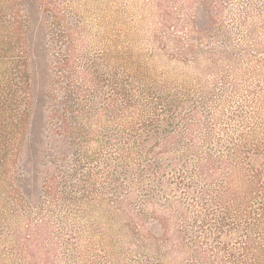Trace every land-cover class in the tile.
Returning <instances> with one entry per match:
<instances>
[{"label": "trees", "instance_id": "obj_1", "mask_svg": "<svg viewBox=\"0 0 264 264\" xmlns=\"http://www.w3.org/2000/svg\"><path fill=\"white\" fill-rule=\"evenodd\" d=\"M228 5L209 2L210 23L200 34L219 49L207 70L240 61L224 19ZM24 17L10 29V44L18 45L11 54L18 52L12 65L19 150L32 104ZM44 19L50 143L39 202L29 205L18 194V211L0 212V231L3 220L25 223L26 235L18 233L12 248L30 251L29 264H55L49 257L59 251L68 264H264V137L257 128H247L240 113L230 122L241 124L229 127L201 118L207 99L174 95L141 61L122 64L128 62L113 47L81 49L60 12ZM236 21L245 51L250 43L264 47V9L257 16L251 5ZM191 54L197 66L206 56L194 49L176 55L185 64ZM153 223L161 233L147 228Z\"/></svg>", "mask_w": 264, "mask_h": 264}, {"label": "rangeland", "instance_id": "obj_2", "mask_svg": "<svg viewBox=\"0 0 264 264\" xmlns=\"http://www.w3.org/2000/svg\"><path fill=\"white\" fill-rule=\"evenodd\" d=\"M252 1L229 0L224 19L236 46L234 55L240 61L235 68L226 63L216 71L206 68L212 52L219 47L200 34L210 23V0H0V212L10 215L18 211L15 195L24 196L29 205L37 204L41 197L50 143L47 80L51 51L45 13L60 12L81 49L101 53L109 47L128 62L122 64L131 67L134 60L141 61L149 69V77L161 86H170L174 95L190 99V103L207 99L209 106L199 109L201 118H219L221 126L229 127L241 124L238 119L230 122L231 116L240 113L243 124L257 128L264 137V47L257 49L250 43L245 51L243 32L236 21L251 5L257 16L263 13L264 0ZM23 16L28 28L32 104L25 143L19 150L14 134L19 106L13 97L17 71L12 65L18 52L11 54L18 45L10 44V29ZM260 30H264V22ZM193 49L206 54L199 66L191 62L193 54L185 64L176 55ZM216 56L223 58L220 53ZM2 222L0 264H11L15 258L17 264H29L30 251L21 253L12 248L18 245V233L26 235L25 223L19 225L14 219ZM147 228L153 234L162 231L157 223ZM55 253L50 255V261L69 263L63 251Z\"/></svg>", "mask_w": 264, "mask_h": 264}]
</instances>
